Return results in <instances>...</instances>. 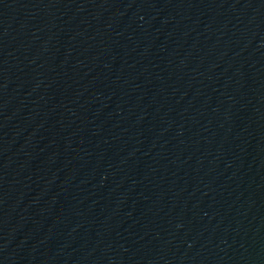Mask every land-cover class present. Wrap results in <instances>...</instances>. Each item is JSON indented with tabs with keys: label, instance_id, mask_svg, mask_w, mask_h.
<instances>
[{
	"label": "water",
	"instance_id": "water-1",
	"mask_svg": "<svg viewBox=\"0 0 264 264\" xmlns=\"http://www.w3.org/2000/svg\"><path fill=\"white\" fill-rule=\"evenodd\" d=\"M0 264H264V0H0Z\"/></svg>",
	"mask_w": 264,
	"mask_h": 264
}]
</instances>
